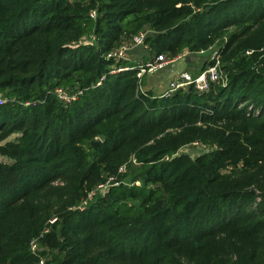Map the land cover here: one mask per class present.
<instances>
[{"label": "trees", "instance_id": "trees-1", "mask_svg": "<svg viewBox=\"0 0 264 264\" xmlns=\"http://www.w3.org/2000/svg\"><path fill=\"white\" fill-rule=\"evenodd\" d=\"M147 29L154 56L228 34V84L139 92L154 56L106 54ZM262 48L264 0H0V264H37L29 242L46 228L47 264H264ZM57 87L84 91L66 105ZM192 142L211 148L176 154ZM132 150L130 181L77 208Z\"/></svg>", "mask_w": 264, "mask_h": 264}, {"label": "built area", "instance_id": "built-area-1", "mask_svg": "<svg viewBox=\"0 0 264 264\" xmlns=\"http://www.w3.org/2000/svg\"><path fill=\"white\" fill-rule=\"evenodd\" d=\"M90 15L92 17L97 16V11L92 10ZM147 31L141 30L135 34H133L128 40H124L120 45L114 47L110 51L107 52L106 58L110 60H114L115 62L128 60L130 51L139 46H146V38H147ZM93 39H95V36H92L88 43H93ZM204 51V50H201ZM191 53V52H190ZM179 59H185L189 60L191 59V56L187 52H182L176 56V58H171L170 55L166 53H160L152 60H149L145 63H141L137 66V78H138V84L141 83V79L146 73L156 72L161 69L166 68L169 66L172 62L179 60ZM212 64L210 67H208L205 71L200 73L197 76H193L189 71L184 70L182 71L177 79H175L171 84V91L178 90L180 88H188L190 85H193L195 89L198 92H207L211 85L213 83H221L222 85L228 84V76L224 71V68L221 66L222 57L221 52H215L213 53L212 57ZM131 67H123L120 65H114L111 67L109 73H116L123 70L130 69ZM105 76H103L100 81L97 83L98 85L102 83ZM139 87V85H138ZM83 89L81 88H74V89H66L63 87H57L55 89V94L57 98L63 103V104H70L74 101H76L81 95H83ZM169 94H166V96H169ZM7 99L4 96H0V105H3L6 103ZM26 105L29 104V102L25 103ZM129 164H139L136 157H132L127 163L122 164L119 167V175L124 174L128 170ZM124 180H120L118 175H111L108 178V181L106 183H100L98 184L99 188H106L107 186H117L120 185ZM136 184H140V181H136ZM93 193V192H92ZM87 203L86 201H83L80 203L77 208L84 209L86 206H83V203ZM56 221V218H53L50 220V223H54ZM49 228L44 229L38 236L32 238L29 242V249L32 255L37 257V264H47V262L51 259V252L49 249H44V245H42V239L44 236L49 232Z\"/></svg>", "mask_w": 264, "mask_h": 264}, {"label": "rangeland", "instance_id": "rangeland-1", "mask_svg": "<svg viewBox=\"0 0 264 264\" xmlns=\"http://www.w3.org/2000/svg\"><path fill=\"white\" fill-rule=\"evenodd\" d=\"M233 30L232 28L229 29ZM147 31V35L150 33L149 29L145 30ZM93 36V35H92ZM91 35H87L84 36V38L81 39L82 42L84 43H88L90 42L89 40L92 37ZM129 39V38H128ZM126 39V40H128ZM228 39V34H225V36L221 39H219L211 48H209L211 50V54L207 57H193V59H189L188 61L185 59H179L176 60L174 62H172L169 66H167L164 69H161L159 71L156 72H151V73H146L143 78L141 79V83L138 84V91L139 92H143L146 93L147 95L152 94V95H156V96H164L166 94H173L175 91H171V84L172 82L177 79V77L179 76V74L184 71L187 70L189 71L193 76H197L200 73H202L203 71H205L208 67L211 66L212 64V57H213V53L220 51L222 48H224L226 42ZM94 43L96 42L95 39L92 40ZM262 51L264 50V48L261 49ZM184 52L189 53L190 56L195 55L196 53H190V51L188 49L184 50ZM253 53V49H249L246 54H252ZM143 55H150V57L154 56V53L151 54V51L149 49V44H147L146 46H139V47H135L130 51L129 57L132 59H137V60H142V56ZM222 57V56H221ZM171 58H176V56H171ZM221 66L223 67V64H221ZM225 73L228 75V73L226 72V70H224ZM220 85H222L221 83H218ZM183 89V88H180ZM188 88H184L183 90H187ZM179 90V89H178ZM8 101V100H7ZM259 110H256L255 113H257ZM177 128H174L171 125H167L163 130H165V132H175ZM19 134L14 133L12 134L9 139L10 140H14L16 139V137ZM96 138H100V137H96ZM154 144V139H150L147 143H145L143 145V147H147L148 145H153ZM211 148L210 145H207L205 143L202 142H192V143H187L184 144L183 146H181L178 150H177V155L179 154H186L188 156H190L191 158H196L199 155L206 153L209 149ZM136 151L132 150L130 151V154L127 156V158L124 160V163H127L132 157H136L135 156ZM176 154H174L176 156ZM170 158V156H166V160H168ZM0 161H10L7 157L1 156L0 155ZM121 164V165H122ZM135 165V164H133ZM138 166V169H141L139 167V164H136ZM120 167V166H119ZM119 167L118 169H116L115 172H108L104 175V181H102L103 183H106L108 181V178L111 175H118L119 179L121 180L122 175L118 173L119 171ZM134 167H132L133 169ZM126 182L130 181V178H124L123 179ZM100 182V183H102ZM99 183V184H100ZM53 185L55 186H63L65 185V182L62 179H57L53 182ZM98 185L93 188L92 190H90L88 192V194L81 200V203L83 201H86L87 203H83V206H87L89 203H92L93 201L99 199L100 197H103L107 194L108 189L110 186H107L106 188H97ZM93 192V193H92ZM44 249H49L48 246H44L42 247Z\"/></svg>", "mask_w": 264, "mask_h": 264}, {"label": "water", "instance_id": "water-1", "mask_svg": "<svg viewBox=\"0 0 264 264\" xmlns=\"http://www.w3.org/2000/svg\"><path fill=\"white\" fill-rule=\"evenodd\" d=\"M211 54V50L207 49L204 51H199L197 52L195 55H192L191 58L193 59V57L197 56V57H207ZM101 142V138H95L92 141V144L96 147L99 143Z\"/></svg>", "mask_w": 264, "mask_h": 264}, {"label": "crops", "instance_id": "crops-1", "mask_svg": "<svg viewBox=\"0 0 264 264\" xmlns=\"http://www.w3.org/2000/svg\"><path fill=\"white\" fill-rule=\"evenodd\" d=\"M129 59H130V60H134V61H139V63H141V62H140L141 60L132 59V58H130V57H129ZM187 61H188V60H187ZM189 61H190V60H189Z\"/></svg>", "mask_w": 264, "mask_h": 264}]
</instances>
